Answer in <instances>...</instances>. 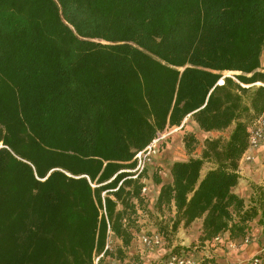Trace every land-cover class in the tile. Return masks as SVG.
I'll use <instances>...</instances> for the list:
<instances>
[{
    "label": "trees",
    "instance_id": "trees-1",
    "mask_svg": "<svg viewBox=\"0 0 264 264\" xmlns=\"http://www.w3.org/2000/svg\"><path fill=\"white\" fill-rule=\"evenodd\" d=\"M263 57L264 0H0V264H145L131 250L149 177L136 155L188 116L233 128L175 160L171 182L153 170L160 218L144 234L167 247L148 264H218L203 249L223 233L245 239L256 221L264 234V184L249 203L234 192ZM183 142L200 145L192 130ZM200 218L198 239L173 245Z\"/></svg>",
    "mask_w": 264,
    "mask_h": 264
},
{
    "label": "crops",
    "instance_id": "crops-1",
    "mask_svg": "<svg viewBox=\"0 0 264 264\" xmlns=\"http://www.w3.org/2000/svg\"><path fill=\"white\" fill-rule=\"evenodd\" d=\"M262 66L264 67V57L262 59ZM185 122H190L188 125L190 126V130L194 132H198L199 128L197 127V124L195 121L190 120V116H188L185 120ZM178 132L174 136L171 137L170 142H167L166 145V151L172 152L174 148V143L177 141L178 138ZM209 134L208 132H205ZM205 138H210L209 136H205ZM204 138V139H205ZM181 147L184 149V142H183V132L181 136ZM252 158V159H251ZM175 160L179 159H169V156L162 157L161 161L159 162V165H162L164 167L163 172L165 174V177H163L164 183H169L172 181L171 176V165ZM264 138L261 140L260 144L253 148H250L246 151L244 154V157L241 159L239 164V173L240 178L238 185L235 187L234 192H236L238 195L245 198L246 202L249 203L250 197L252 194V183L257 184H264ZM211 166L205 165L204 169L202 170V176L206 173L208 169H210ZM147 186V185H146ZM160 189V187H159ZM159 191V190H158ZM157 191V193H158ZM202 223L203 219H197L192 224V229L188 230V232L184 229L182 233H178L177 237L181 238L180 244H185V246H188L191 244L195 239H198L199 235L202 231ZM253 225V222H252ZM196 227V231H195ZM146 229L145 227L143 230ZM187 229V228H186ZM253 236L260 237L261 235V229L259 227L251 228ZM196 233L195 235H193ZM193 235V236H191ZM140 236V234L138 235ZM256 238L251 239L248 235L245 239H230L229 232L223 233L219 238H216L213 243H211V246L213 247V255L216 257V260L219 264H236V263H242L243 261H246V257L254 256L258 252H260L259 244L256 241ZM136 239L133 241L132 247L136 243ZM264 250V249H262ZM138 251V250H137ZM250 253V254H249ZM142 257L144 258L143 254L140 252Z\"/></svg>",
    "mask_w": 264,
    "mask_h": 264
},
{
    "label": "rangeland",
    "instance_id": "rangeland-1",
    "mask_svg": "<svg viewBox=\"0 0 264 264\" xmlns=\"http://www.w3.org/2000/svg\"><path fill=\"white\" fill-rule=\"evenodd\" d=\"M233 74H234L233 72H229L227 74H226V72H224V75H233ZM190 120H192V119H190ZM189 123L190 122H188L184 127L181 125V126L169 128L166 131H164L162 134H160V135H164L165 138L160 141L159 147L156 148L157 149L156 152H154L152 155L148 156L149 159L146 161L145 166L149 168V177L144 180L145 183L147 184L146 191L144 192V194L146 196V200H147V209H146V211L140 210V212H139L140 216H141V222L144 224L146 229H144L143 233H141L140 235L144 234L145 232H154L157 228V223H159L160 215L158 212L155 211L154 204H155L156 197H157V191L159 190L160 185L154 184L152 177H151V174H152L153 170H155L157 167H159L161 169V171L164 170V167H162V165H159V162L161 161L162 157L164 158L165 156H169V159L181 160V159H188L190 157V155H193V156L194 155H200L201 150L203 148V142L206 139L205 136H209L210 138H217V137L221 136L223 139H228L229 134L231 132V129L233 128V126H231L223 132H210V133L208 132L209 134H207L201 130H198V132L196 131L195 134L200 140V145L194 153L187 154L185 147H184V149L182 147L180 149L179 146L181 145L182 132L184 135L185 131L190 130V126L188 125ZM176 132H178L177 134H178L179 139L177 141H175L174 148H173L172 152L171 153H170V151L167 152L165 150L167 142H170L171 137L174 136L176 134ZM243 157H244V155H243ZM206 165L211 166L210 163H208ZM161 174L163 177H165V174L163 172H161ZM165 215L168 216L169 215L168 212H166ZM258 225L259 224L256 221H253V225L251 224V228L252 227L257 228V227H259ZM184 229H183V227H180L179 231L176 234L175 240L173 241V245L180 244L181 238L177 237V235H178V233H182ZM190 229H192V225L189 226L185 230L188 232V230H190ZM195 231H196V227H195ZM195 234L196 233H194L193 235H195ZM248 234H249L251 239L256 238L255 236L251 235L252 230H250V232ZM193 235H191V236H193ZM136 240L137 241L131 250L133 252L135 250H138L139 252H141L144 256L143 261L145 262V264H148L149 262H154L153 260H155V262H157V263H159L163 260L162 256L165 252V250L163 248L167 247L166 244H164L163 246H161V245L145 246L141 242L140 236H138L136 238ZM196 240L197 239H195V241ZM256 241L258 242L259 248L261 249L260 252H258L254 256L250 255L249 257H246V261H243L242 263H236V264H254V259L256 256L260 260L259 264H264V250H262V249H264V234L262 233V231H261L260 237L256 238ZM182 245H185V244H182ZM190 245L191 244H189V246ZM213 247H215V246H211V245L206 246L205 249H203V251H205V252L207 251L208 253L213 254L212 253V251L214 249ZM199 252H201V251H199ZM115 264H124V262L122 263L120 261H117V262L115 261ZM230 264H232V263H230Z\"/></svg>",
    "mask_w": 264,
    "mask_h": 264
},
{
    "label": "built area",
    "instance_id": "built-area-1",
    "mask_svg": "<svg viewBox=\"0 0 264 264\" xmlns=\"http://www.w3.org/2000/svg\"><path fill=\"white\" fill-rule=\"evenodd\" d=\"M251 136H250V148H255L259 145L260 141L264 138V112L258 118V120L253 124L251 127ZM164 135H159L149 146H147L144 150L137 153L136 158L138 159V165L136 170L141 171L145 165L146 161L149 159L148 156L152 155L156 152V148L159 147V143L162 139H164ZM249 148V149H250ZM146 191V187L144 188L143 192ZM140 240L145 246H155L161 245L162 239L158 235H151L148 236L146 234L140 235ZM192 258H185V257H172L168 264H194ZM260 260L256 256L254 259V264H259Z\"/></svg>",
    "mask_w": 264,
    "mask_h": 264
},
{
    "label": "bare ground",
    "instance_id": "bare-ground-1",
    "mask_svg": "<svg viewBox=\"0 0 264 264\" xmlns=\"http://www.w3.org/2000/svg\"><path fill=\"white\" fill-rule=\"evenodd\" d=\"M227 73H229V72H226V74H227ZM222 81H223V80L221 79V82H222Z\"/></svg>",
    "mask_w": 264,
    "mask_h": 264
},
{
    "label": "water",
    "instance_id": "water-1",
    "mask_svg": "<svg viewBox=\"0 0 264 264\" xmlns=\"http://www.w3.org/2000/svg\"><path fill=\"white\" fill-rule=\"evenodd\" d=\"M260 84V83H259Z\"/></svg>",
    "mask_w": 264,
    "mask_h": 264
}]
</instances>
